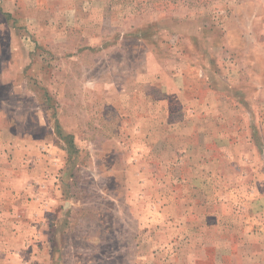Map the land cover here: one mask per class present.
<instances>
[{"label":"rangeland","instance_id":"obj_1","mask_svg":"<svg viewBox=\"0 0 264 264\" xmlns=\"http://www.w3.org/2000/svg\"><path fill=\"white\" fill-rule=\"evenodd\" d=\"M0 264H264V0H0Z\"/></svg>","mask_w":264,"mask_h":264},{"label":"crops","instance_id":"obj_2","mask_svg":"<svg viewBox=\"0 0 264 264\" xmlns=\"http://www.w3.org/2000/svg\"><path fill=\"white\" fill-rule=\"evenodd\" d=\"M53 131H54V133H58V134H61V135H63V134H67V133H63V131L61 130V128H57V124L55 125V126H53L52 128H51ZM70 134V133H69ZM66 208H68V206L66 207Z\"/></svg>","mask_w":264,"mask_h":264},{"label":"trees","instance_id":"obj_3","mask_svg":"<svg viewBox=\"0 0 264 264\" xmlns=\"http://www.w3.org/2000/svg\"><path fill=\"white\" fill-rule=\"evenodd\" d=\"M58 128V127H57ZM72 136V134H67L66 136H65V138H69V137H71Z\"/></svg>","mask_w":264,"mask_h":264}]
</instances>
